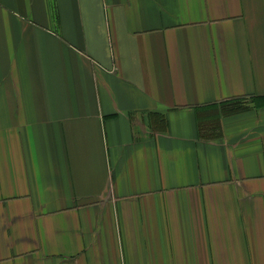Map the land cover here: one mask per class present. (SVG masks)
<instances>
[{"label": "crops", "instance_id": "0c3cea01", "mask_svg": "<svg viewBox=\"0 0 264 264\" xmlns=\"http://www.w3.org/2000/svg\"><path fill=\"white\" fill-rule=\"evenodd\" d=\"M0 264H264V0H0Z\"/></svg>", "mask_w": 264, "mask_h": 264}, {"label": "trees", "instance_id": "16d2710c", "mask_svg": "<svg viewBox=\"0 0 264 264\" xmlns=\"http://www.w3.org/2000/svg\"><path fill=\"white\" fill-rule=\"evenodd\" d=\"M241 99V98H240ZM242 101L243 100H239V99H233L231 102L233 103V104H231V106L229 107V108H231L232 107V105H234V104H239V103H242ZM201 129H203L202 131L203 132H207V131H210L211 129H214V128H216V129H218L219 127H218V123H217V120H213V119H207V120H203L202 122H201ZM209 135H211V131H210V133H209Z\"/></svg>", "mask_w": 264, "mask_h": 264}, {"label": "rangeland", "instance_id": "374dc122", "mask_svg": "<svg viewBox=\"0 0 264 264\" xmlns=\"http://www.w3.org/2000/svg\"><path fill=\"white\" fill-rule=\"evenodd\" d=\"M243 102V101H242Z\"/></svg>", "mask_w": 264, "mask_h": 264}]
</instances>
